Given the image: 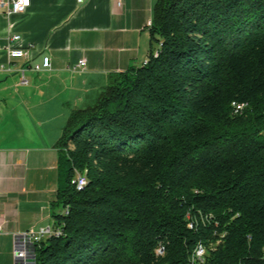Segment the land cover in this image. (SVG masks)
<instances>
[{"label":"trees","instance_id":"1","mask_svg":"<svg viewBox=\"0 0 264 264\" xmlns=\"http://www.w3.org/2000/svg\"><path fill=\"white\" fill-rule=\"evenodd\" d=\"M149 29L54 144L33 264H264V0H156Z\"/></svg>","mask_w":264,"mask_h":264},{"label":"crops","instance_id":"2","mask_svg":"<svg viewBox=\"0 0 264 264\" xmlns=\"http://www.w3.org/2000/svg\"><path fill=\"white\" fill-rule=\"evenodd\" d=\"M155 2L30 0L21 14L0 10V64L12 36L28 52L11 72L0 71V264H24L14 256L19 234L52 227L54 144L72 111L94 104L113 75L147 61ZM46 56L50 68L34 71ZM81 59L86 67L74 69Z\"/></svg>","mask_w":264,"mask_h":264},{"label":"built area","instance_id":"3","mask_svg":"<svg viewBox=\"0 0 264 264\" xmlns=\"http://www.w3.org/2000/svg\"><path fill=\"white\" fill-rule=\"evenodd\" d=\"M79 3L82 0H77ZM30 0H0V10L6 16H11L13 14H21L29 7ZM120 6V2L117 3ZM152 25V21L147 23V27L150 28ZM20 40V36H12L8 39L6 45L3 46V49L6 54V64H0V71L2 72H11L12 67L15 60L24 59L27 61L28 52L22 48L15 47L14 43H17ZM25 66V65H24ZM86 67V60L81 59L77 62L74 69L81 70ZM50 68V60L49 58L43 57L42 62L40 64H35L32 69L36 72L41 70H47ZM25 69L21 67L18 69V73L21 76L22 83L25 84L26 80L24 78ZM239 110V109H236ZM75 187L80 190L82 183V175L77 174L75 180L72 182ZM2 228L0 227V232ZM54 233L52 227L47 226L44 228H40L38 230H28L19 234V242L14 250V256L17 259H21L25 261L28 256L29 247H32L34 243L40 242L42 239L51 236ZM204 249L202 246L197 247L194 254V259L197 262H201L204 256Z\"/></svg>","mask_w":264,"mask_h":264},{"label":"rangeland","instance_id":"4","mask_svg":"<svg viewBox=\"0 0 264 264\" xmlns=\"http://www.w3.org/2000/svg\"><path fill=\"white\" fill-rule=\"evenodd\" d=\"M93 105V104H92ZM48 198H47V201H49V205L54 201V199H55V195H48L47 196ZM50 197V198H49ZM52 219V218H51ZM52 223H53V219H52ZM53 225V224H52Z\"/></svg>","mask_w":264,"mask_h":264},{"label":"water","instance_id":"5","mask_svg":"<svg viewBox=\"0 0 264 264\" xmlns=\"http://www.w3.org/2000/svg\"><path fill=\"white\" fill-rule=\"evenodd\" d=\"M24 264H33V262L29 259V261H23Z\"/></svg>","mask_w":264,"mask_h":264},{"label":"bare ground","instance_id":"6","mask_svg":"<svg viewBox=\"0 0 264 264\" xmlns=\"http://www.w3.org/2000/svg\"><path fill=\"white\" fill-rule=\"evenodd\" d=\"M85 183H86V180L84 178H82L81 186L85 185Z\"/></svg>","mask_w":264,"mask_h":264},{"label":"snow or ice","instance_id":"7","mask_svg":"<svg viewBox=\"0 0 264 264\" xmlns=\"http://www.w3.org/2000/svg\"><path fill=\"white\" fill-rule=\"evenodd\" d=\"M25 2H26V0H25Z\"/></svg>","mask_w":264,"mask_h":264}]
</instances>
